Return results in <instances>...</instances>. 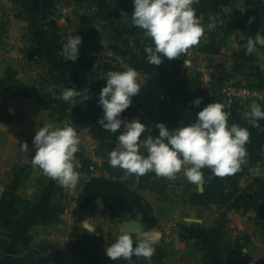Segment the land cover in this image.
<instances>
[{"label":"rangeland","instance_id":"rangeland-1","mask_svg":"<svg viewBox=\"0 0 264 264\" xmlns=\"http://www.w3.org/2000/svg\"><path fill=\"white\" fill-rule=\"evenodd\" d=\"M196 1L180 0L171 9L184 11L183 19L196 23ZM8 2L14 8L11 16L16 27L9 30L0 49V229L7 220L11 224L13 219L19 218L20 212L13 205H7L15 198L21 204L37 200L42 207L72 214L76 212L78 195L91 178L140 181L145 177L158 189L147 187L140 193L153 207L160 225L151 233L139 235L138 260L140 253L145 264H264V237L256 231L250 219L253 215L242 216L225 213L215 206L200 208L183 203L186 187L192 183L191 178L197 174L201 162L216 159L225 175L231 166L235 141L248 136L264 138L256 131L258 126L254 132H247L250 135H244L246 132L235 125L239 116L247 112L248 100L233 101L230 108L223 100L227 86H251L250 78L233 75L227 54L206 58L196 52L208 33L201 29L194 45L186 43L176 28L150 15L143 0ZM147 3L152 10L167 5L162 0ZM33 14L38 17L34 18ZM29 15L34 21H29L34 23L31 29L25 24ZM200 16L204 20L202 13ZM84 20L97 30L95 39L88 41L91 34L82 27ZM11 21L12 18L8 19ZM136 22L160 31L168 45L159 44L150 57L151 46L144 45L146 42L140 44L133 35ZM154 32L153 39L156 38ZM107 44L129 49L132 56L139 59H153L148 65L175 82L182 95L177 101H171L124 64H120L121 70L129 75L120 72V80L127 89L123 93L113 90L102 82L100 70L106 60L116 58ZM197 74H200V88L210 98L208 104L191 99L188 83L195 80ZM42 79H49V84L41 86ZM40 91L71 96L72 107L81 108L73 109V117L68 121L56 122L34 103ZM100 100L114 103L124 112L126 120L91 121L94 102ZM222 117L225 126L217 133ZM128 124L160 128L167 140L164 149L151 154L147 149H152L153 145L148 142L130 145L125 140L115 141L118 132ZM187 138L198 139L211 151L191 147ZM176 158L177 163L167 169ZM244 159L247 160V156ZM255 177L264 179V166L251 169L242 181L243 186ZM191 187L201 193L213 186L204 187L195 182ZM261 192L260 188L253 187L250 196ZM93 205L91 213L102 219L101 228L110 237L107 240L86 238V243L101 246L102 250L109 247L108 241L110 246L127 244L115 242L112 235L113 230L119 233L122 223L129 220L112 221L100 202ZM161 248L165 251L163 259H160Z\"/></svg>","mask_w":264,"mask_h":264},{"label":"trees","instance_id":"trees-1","mask_svg":"<svg viewBox=\"0 0 264 264\" xmlns=\"http://www.w3.org/2000/svg\"><path fill=\"white\" fill-rule=\"evenodd\" d=\"M143 1L146 2L145 7L149 10L148 12H150L149 14L151 16L155 19L164 21L168 26L176 28L181 38L186 43H192L194 45L196 40L199 39L201 30L199 23L193 25L191 22L184 20L182 14L173 12L171 9L175 4H178L180 0H162L167 2V5L165 7L159 6L157 10L151 9L150 5L147 3L148 0ZM210 1L213 0H197L196 3L203 6ZM202 17L204 19L203 21L206 23L209 22L206 11H202ZM88 24L89 22L84 20L82 27L91 34L88 38L89 41L90 39H95L98 36V32ZM133 28V35L137 38L138 42L142 45L146 42L144 45L151 46L148 51L150 57L153 56V50L157 48L159 44L168 45L164 43L162 34L158 30H153L146 25L142 26L140 23L138 25L137 22L134 24ZM153 32L156 33L155 39L152 38ZM218 39V34L215 31L209 32L207 39L200 44L196 52L206 58L221 56L222 50L227 48V44ZM155 41H157V43H155ZM107 45L116 58L106 60L100 66V70L102 82L106 83L113 90L123 93L127 89L122 85V81L120 80V72H122L123 75H129L127 71L121 70L120 64H124L134 75L143 77L146 83L157 87L163 92L164 96L171 101H177L178 97L182 95L181 89L175 82L166 79L148 65V62L153 59H139L132 56L131 50L125 49L120 45ZM170 46L177 49L174 45L170 44ZM183 53L186 54V52ZM228 60L231 72L234 76L248 77L250 78L249 83L251 87L264 91L263 88L256 85L259 76L264 73V48L240 42L238 48L229 55ZM199 76L200 74H197V78L188 83L192 95L191 99L208 104L210 98L207 92L200 88ZM49 82V79H42L41 86H46ZM129 87L133 92L134 89L131 83ZM1 92H6V90L1 89ZM71 100V96H63L61 93L55 96L52 93L40 91L36 95L34 103L42 111L47 112L56 122H65L73 117V109L81 108L80 106H75V108H73ZM94 104V113L90 116L91 121L98 122L102 118L115 121L126 120L124 112L109 100H100L94 102ZM216 108L217 107H215V110H218V108ZM222 109L224 110V108ZM244 115L246 116H239L240 119L236 120L235 125L253 132L259 125L257 117L249 112H246ZM187 139H190L191 147L201 149L203 152L207 153L211 151V148L208 146H206V148L202 146L198 139ZM122 140H125L130 145H141L148 142L151 147L153 145L152 149H147L149 152H152L151 154L161 152L164 149L165 142H167L160 128L148 124L130 126L128 124L123 130L118 132L115 138V141ZM245 156H247V160L244 159ZM177 161L176 158L173 162H170V164L166 166L167 169H170L171 165L177 163ZM230 164V169L225 174L227 177H225L223 168L216 159L201 162L197 174L191 178L192 183L188 184L186 187L183 203L200 208L215 206L225 213H234L242 216L253 215V218L250 219L254 223L256 231L264 237V179L255 177L246 185L243 186L242 184V181L248 177L251 169L257 170L264 166V138L239 139L235 141L233 143ZM143 182H146L149 186L146 184L144 185ZM195 182L204 187H213L208 191L200 193L196 190L194 191L191 187ZM134 185L137 186L136 189L133 188ZM147 187H149L150 190L158 189L155 184L148 182L145 177L140 178V181H124L117 178L94 177L84 184L75 203L79 209L88 210L92 208L94 202H100L110 213V219L112 221L120 218L128 220L139 219L144 227V232L151 233L159 227L160 220L155 215L151 204L148 203L140 193V190L146 189ZM253 187L260 188L262 190L261 194L250 196ZM252 193L254 194V192ZM15 200L17 201L16 198ZM22 204L31 205L30 202H23ZM22 204L18 202V205ZM160 251V259H163L165 257V251L163 248H161ZM139 256L141 257L139 258V263L145 264L141 254H139Z\"/></svg>","mask_w":264,"mask_h":264},{"label":"crops","instance_id":"crops-1","mask_svg":"<svg viewBox=\"0 0 264 264\" xmlns=\"http://www.w3.org/2000/svg\"><path fill=\"white\" fill-rule=\"evenodd\" d=\"M196 9L198 22L192 24L199 23V27L207 33L215 31L220 35L218 40L227 44V48L222 50V55H230L238 48L240 42L264 48V0H213L203 6L198 3ZM202 11L208 14V23L201 20ZM177 12L185 13L181 10ZM13 13L14 8L8 0H0V49L4 46L9 30L11 32L12 28L16 27L15 19L11 16ZM35 16L38 17L33 14L34 18ZM11 18L12 21L8 22ZM29 21L34 22L30 15L25 23L28 25L27 29L34 25ZM257 82L256 85L264 89V73L259 76ZM246 103L247 112L259 121L256 131L260 132V137H264V102L250 99ZM243 131L251 132L246 129ZM246 133L244 135H250ZM244 139L253 138L248 136ZM28 201L31 204L28 208L23 204L18 205L15 199L7 203L13 205L20 215L18 220L13 219L11 224L10 220H7L1 226L3 235L0 233V264H140L136 258V248L139 237L146 234L145 232L139 236L124 234L121 229L119 233L113 230L112 238L115 242L128 243L121 246L113 243L110 246L108 241L109 247L102 250L101 246L86 243V238L89 240L102 237L107 240L110 237V234H105V229L101 228L102 219L91 213L92 208L81 210L75 206L76 212L69 214L67 210L53 211L48 202V207H42L37 200ZM107 225L108 223L106 227ZM140 246L142 247V243Z\"/></svg>","mask_w":264,"mask_h":264},{"label":"built area","instance_id":"built-area-1","mask_svg":"<svg viewBox=\"0 0 264 264\" xmlns=\"http://www.w3.org/2000/svg\"><path fill=\"white\" fill-rule=\"evenodd\" d=\"M255 100L264 102V91L251 86L229 85L224 91V102L228 108L233 104V101Z\"/></svg>","mask_w":264,"mask_h":264},{"label":"water","instance_id":"water-1","mask_svg":"<svg viewBox=\"0 0 264 264\" xmlns=\"http://www.w3.org/2000/svg\"><path fill=\"white\" fill-rule=\"evenodd\" d=\"M224 124V118L222 117L217 127V133H220V131L224 128ZM121 231L127 235H140L144 233V227L139 220H129L122 223Z\"/></svg>","mask_w":264,"mask_h":264}]
</instances>
